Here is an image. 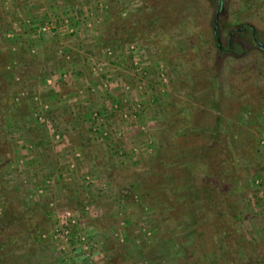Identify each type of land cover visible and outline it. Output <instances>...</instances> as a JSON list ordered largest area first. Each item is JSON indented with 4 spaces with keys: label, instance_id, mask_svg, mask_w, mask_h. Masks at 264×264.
I'll return each instance as SVG.
<instances>
[{
    "label": "rangeland",
    "instance_id": "obj_1",
    "mask_svg": "<svg viewBox=\"0 0 264 264\" xmlns=\"http://www.w3.org/2000/svg\"><path fill=\"white\" fill-rule=\"evenodd\" d=\"M251 29L264 0H0V264H264Z\"/></svg>",
    "mask_w": 264,
    "mask_h": 264
},
{
    "label": "trees",
    "instance_id": "obj_2",
    "mask_svg": "<svg viewBox=\"0 0 264 264\" xmlns=\"http://www.w3.org/2000/svg\"><path fill=\"white\" fill-rule=\"evenodd\" d=\"M169 7H171L170 5H169ZM173 7V6H172ZM244 27H246V25H244ZM251 31H252V33H253V36H254V32H253V30L251 29ZM215 41V44H216V46H217V48L218 49H221L222 47H221V44H220V42L219 41H217V40H214ZM255 44L260 48V50L262 51V52H264V48H262V46H259L256 42H255ZM232 47H233V45H232V43L230 42V39L228 40V43H227V51H229V50H231L232 49ZM224 49V48H223ZM194 171V168L192 167V168H190V173H189V175L190 174H192V172ZM214 184V183H213ZM213 187V186H212ZM199 191V189H195L194 191H192L194 194L195 193H197ZM213 201H214V203H216V205H217V207H219V206H221L222 205V202H220V201H215V199H213ZM7 212H9L10 213V211H9V208H7V210H6V213ZM189 240H187L186 242H187V244H189V245H191L192 244V242H193V238H192V236H190L189 238H188ZM186 243H184V247L185 248H187V245ZM192 254V253H191ZM192 256V255H191Z\"/></svg>",
    "mask_w": 264,
    "mask_h": 264
},
{
    "label": "built area",
    "instance_id": "obj_3",
    "mask_svg": "<svg viewBox=\"0 0 264 264\" xmlns=\"http://www.w3.org/2000/svg\"><path fill=\"white\" fill-rule=\"evenodd\" d=\"M47 28H48L47 26L43 27L44 30L47 29ZM63 219H65L64 222H63L64 223V227H63L62 233L60 235L64 236V237H67L69 235V233H70V230H69L70 229L69 226L71 225L70 222L71 223H75V219L73 217V214L70 211H66L65 212V214L63 215ZM58 235L59 234H56L55 236L58 237ZM59 238L61 239L62 237H59Z\"/></svg>",
    "mask_w": 264,
    "mask_h": 264
},
{
    "label": "flooded vegetation",
    "instance_id": "obj_4",
    "mask_svg": "<svg viewBox=\"0 0 264 264\" xmlns=\"http://www.w3.org/2000/svg\"><path fill=\"white\" fill-rule=\"evenodd\" d=\"M246 27H247V26H246ZM252 35H253V34H252ZM253 39H254V41H255L259 46H262V48H264V43H263V42H260V41L257 39L256 34H254Z\"/></svg>",
    "mask_w": 264,
    "mask_h": 264
},
{
    "label": "water",
    "instance_id": "obj_5",
    "mask_svg": "<svg viewBox=\"0 0 264 264\" xmlns=\"http://www.w3.org/2000/svg\"><path fill=\"white\" fill-rule=\"evenodd\" d=\"M214 28H215V29L217 28L216 18H215V21H214Z\"/></svg>",
    "mask_w": 264,
    "mask_h": 264
}]
</instances>
